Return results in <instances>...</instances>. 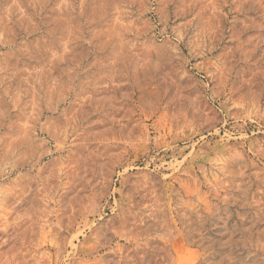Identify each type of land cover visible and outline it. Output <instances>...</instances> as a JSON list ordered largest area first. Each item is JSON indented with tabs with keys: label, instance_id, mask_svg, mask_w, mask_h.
Returning <instances> with one entry per match:
<instances>
[{
	"label": "rangeland",
	"instance_id": "374dc122",
	"mask_svg": "<svg viewBox=\"0 0 264 264\" xmlns=\"http://www.w3.org/2000/svg\"><path fill=\"white\" fill-rule=\"evenodd\" d=\"M0 264H264V0H0Z\"/></svg>",
	"mask_w": 264,
	"mask_h": 264
}]
</instances>
